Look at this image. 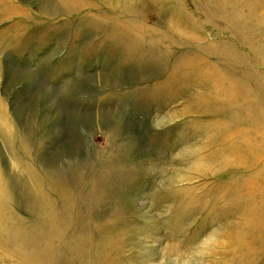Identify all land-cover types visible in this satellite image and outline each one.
Instances as JSON below:
<instances>
[{
	"label": "rangeland",
	"instance_id": "374dc122",
	"mask_svg": "<svg viewBox=\"0 0 264 264\" xmlns=\"http://www.w3.org/2000/svg\"><path fill=\"white\" fill-rule=\"evenodd\" d=\"M0 264H264V0H0Z\"/></svg>",
	"mask_w": 264,
	"mask_h": 264
}]
</instances>
